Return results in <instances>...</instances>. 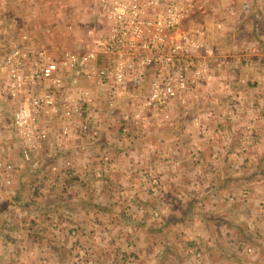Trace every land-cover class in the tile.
Segmentation results:
<instances>
[{"label":"crops","instance_id":"crops-1","mask_svg":"<svg viewBox=\"0 0 264 264\" xmlns=\"http://www.w3.org/2000/svg\"><path fill=\"white\" fill-rule=\"evenodd\" d=\"M198 5L209 40L233 65L213 70L161 128L153 119L133 136L117 133L130 108L123 97L97 142L42 155V173L29 182L20 169L14 198L1 197V232H14L19 261L13 251L1 264H73L62 253L80 251L76 264H264V0ZM31 44L54 55L70 47ZM16 206L22 212L5 220Z\"/></svg>","mask_w":264,"mask_h":264},{"label":"built area","instance_id":"built-area-1","mask_svg":"<svg viewBox=\"0 0 264 264\" xmlns=\"http://www.w3.org/2000/svg\"><path fill=\"white\" fill-rule=\"evenodd\" d=\"M195 6L193 0H94L100 26L90 45L54 55L26 34L8 44L0 52V105L8 101L10 109L9 128L0 112V185L16 194L17 167L35 170L42 155L67 141L97 136L100 111L112 112L125 95L133 107L122 116L126 132L144 129L150 118L161 128L174 109L188 108L229 56L210 46L202 23L192 19L186 26ZM243 7L249 9L248 1ZM143 87L144 94H134ZM11 136L16 161L6 154ZM49 168L58 171L55 163Z\"/></svg>","mask_w":264,"mask_h":264},{"label":"rangeland","instance_id":"rangeland-1","mask_svg":"<svg viewBox=\"0 0 264 264\" xmlns=\"http://www.w3.org/2000/svg\"><path fill=\"white\" fill-rule=\"evenodd\" d=\"M193 2L197 6H195L194 14L192 16L187 17L184 20L186 26L188 23L189 24L191 23L192 19L196 20L197 23H202L200 24L201 25L200 27L203 28L204 33H205L204 36L208 40V43L210 44V46H212L214 50L219 54L221 53L229 54L227 63L220 65V66L215 65L214 70L229 68L234 63V57L229 53L228 49L223 50L222 49L223 46L221 47V46L216 45L219 43V41L211 42L209 40L208 36L210 35V30L207 24L203 22V18H204L202 15L203 11H197V9L199 10L198 0H193ZM93 4H94V0H0V52L1 54L3 53L4 48L8 44L19 42L22 39L23 34H26L27 36L26 38L30 37L31 40H36L40 44H44V45H47V43L53 44L55 41H57V44H60L63 46H70L72 48L82 46V45H90L92 41L91 39L95 36L97 26L98 25L100 26V23L98 22V20L96 21V18L94 17V11L92 8ZM196 25H199V24H196ZM46 27H49V29L45 30ZM196 28H199V27H196ZM58 37L60 38L59 40H58ZM46 39L48 40V42L42 43ZM62 41L64 43H62ZM53 45H56V44H53ZM244 62H242V64L243 63L248 64V66L251 67L250 60L245 59ZM200 89H199V93H200ZM145 90H146V87H143V90H138L134 92V94H137L138 96H140L141 94L145 93ZM123 97H127V96L125 95ZM123 97L119 98L117 102L118 104L117 107L120 105L119 103L123 99ZM7 102L8 101L4 100L2 101L3 106L0 105L1 116L4 118V124L1 122V125L3 124L5 128L6 127L9 128V116H10V109H9ZM129 106L130 108L126 112L132 110L133 108L132 105H129ZM109 112L110 111L108 112L104 111V114H101L103 115L102 117L99 114L98 120L100 122H98V125H100V132L97 134V136L91 137V138L89 136H88L89 138L79 136L77 137V139H75V141L73 140L67 141L66 145H68L69 148H74L76 145L77 146L84 145L83 143L80 142L81 139L85 140L87 145H90L93 142H97V139L100 138V135H102V132L105 131L108 128V125L111 123V120L109 116L107 115V113ZM120 116H121V120L119 121V131L120 132L118 131L117 133L125 135L127 132H129L132 129L131 132H133V134L131 135L133 136L135 134L140 133L139 131L143 130V129L142 130L137 129L136 127H130L127 132L120 130L121 124L123 123V120H124L122 119L123 113H120ZM150 120H153V119L150 118ZM11 138L12 136L7 137V145H9L7 149L9 153L5 152L9 158H11L10 154L12 152H15L17 156L16 147L13 144L14 140H12ZM73 143H76V145H74ZM64 149H67V146H63L62 148H59L58 150L53 152V154L62 153ZM11 159L17 160V158L16 159L11 158ZM67 160L69 161L68 157L64 158V161H62V164H63L62 168L64 169V171L67 169L68 170L71 169V167L70 168L65 167L67 165L66 164ZM105 160H106L105 165H108L109 157L106 158ZM24 166L28 167L27 164H25ZM24 166L17 167V169L15 170V173L19 172V170L22 169ZM28 169L29 170H27V172L29 175L27 176V179H28L27 182H29V178H31V176H33L34 178H37L36 173L41 172V170L43 169V166H39L35 170H31V168L29 167ZM53 171L56 172V170H53ZM43 176L44 175H42L41 177ZM49 181L52 182L56 180L52 179ZM49 184H52V183H49ZM14 195L16 194H10L7 191L6 187H3L0 185V264L4 263L3 260L1 259V256L8 259V256L11 257L13 255L12 254L13 251H14L13 253H15L16 255L15 261H19L18 256L20 254L21 249L18 250L19 248L18 246L14 247L13 243L16 240L15 238H13L14 232L13 231L10 232L8 230H3V232H1V197L7 198V199H13ZM16 207L17 208L12 207L11 209H8L9 213L7 212L8 214L5 220L11 222L10 218H13V215L15 214L13 213V211L22 212V209L20 207L18 206ZM5 212L3 213V215L6 214ZM152 215L154 217H158L159 211L157 209H153ZM83 253H87V252L86 251H80L78 253L63 252L62 257L67 262L69 260H73V264H76L75 259L78 258V255H83ZM24 254L27 256L34 255V253L32 252H25ZM115 255L116 253L113 252V256ZM91 256L92 254H90L88 257L84 256L83 259H89ZM119 259L123 260V257L121 254L119 255ZM11 260H14V259H11ZM19 264H23V263H19Z\"/></svg>","mask_w":264,"mask_h":264}]
</instances>
